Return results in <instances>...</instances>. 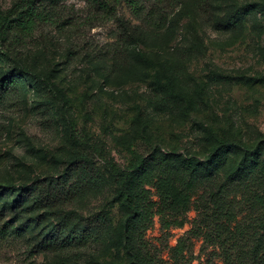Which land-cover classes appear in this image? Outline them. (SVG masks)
I'll use <instances>...</instances> for the list:
<instances>
[{
  "label": "rangeland",
  "instance_id": "obj_1",
  "mask_svg": "<svg viewBox=\"0 0 264 264\" xmlns=\"http://www.w3.org/2000/svg\"><path fill=\"white\" fill-rule=\"evenodd\" d=\"M18 1L0 0V9ZM55 1L41 4L58 23L38 22L18 50L30 75L16 71L19 82L0 102V190L46 179L53 192L48 183L75 159L102 187L62 204L58 215L21 213L7 190L0 196V264H56L70 256L69 264H130L121 243L123 211L114 201L122 179L109 175L108 161L127 170L136 155L153 152L203 159L213 146L201 124L250 149L261 143L264 159V0H183L161 24L135 17L124 2L108 18L85 0ZM245 4L252 12L241 25L222 23ZM16 68L1 58L0 78ZM81 174L68 184H84ZM40 214L47 222L68 214L95 233L91 226H101L105 215L109 230L79 252L42 250L43 226L28 223ZM196 216L192 210L183 226L164 229L156 215L143 252L163 264H221L202 237L188 233ZM181 239L186 246L176 258Z\"/></svg>",
  "mask_w": 264,
  "mask_h": 264
},
{
  "label": "trees",
  "instance_id": "obj_2",
  "mask_svg": "<svg viewBox=\"0 0 264 264\" xmlns=\"http://www.w3.org/2000/svg\"><path fill=\"white\" fill-rule=\"evenodd\" d=\"M85 1L95 13L108 18L113 17L120 3L124 2L135 17L161 24L169 9L183 0ZM55 4L57 2L51 0L50 5L54 7ZM251 12L252 5L245 4L240 10L225 15L222 23L225 26L241 25L244 15ZM58 21L53 9L42 6L41 0H19L7 11L0 9V59L6 57L18 67L10 75L0 78V102L19 82L16 71L30 75L17 56L19 48L31 36L38 22L56 24ZM125 37L130 39L124 35L121 40ZM140 56L150 62L145 54ZM201 127L213 146L203 159L194 155L153 152L145 157L136 155V166L127 170L110 161L106 163L109 175L122 179L114 201L123 211L121 243L130 257V264H163L161 259L143 252L146 231L156 215H160L164 229L181 227L192 210L197 211V216L188 233L202 237L221 264H264V159L260 158L261 143L250 149L230 137L219 138L205 124ZM230 152L235 156H230ZM79 174L86 180L84 184H68ZM45 182L46 179H38L30 185L1 189L0 196L12 192L13 207L21 213L50 210L58 215L57 208L62 204L102 187L97 173L79 168L76 159L71 161L62 176L48 183L55 189L53 192L44 188ZM155 195L157 200H154ZM29 219V224L43 226L37 244L42 250L79 252L89 242H98L101 230L108 229L105 215H102L101 226H91L97 233L88 226L81 227L76 218L68 214L59 216L57 222H47L44 214L38 215L34 221ZM11 233L19 235L21 231L12 227ZM185 246L186 241L181 239L173 248L176 258L182 255ZM69 263L71 256L56 264ZM208 264L219 263L213 260Z\"/></svg>",
  "mask_w": 264,
  "mask_h": 264
}]
</instances>
